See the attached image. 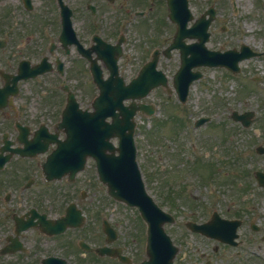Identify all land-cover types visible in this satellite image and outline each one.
<instances>
[{"label":"flooded vegetation","instance_id":"obj_1","mask_svg":"<svg viewBox=\"0 0 264 264\" xmlns=\"http://www.w3.org/2000/svg\"><path fill=\"white\" fill-rule=\"evenodd\" d=\"M156 1L159 3L157 9L154 8ZM44 2L48 4L45 7L48 13H53L56 16L55 29L60 32V6L58 1L44 0ZM44 2H41V0H32V4H37L38 6L39 3L44 5ZM64 2L72 10L73 26L78 33V39L85 49L93 50L92 56L94 57L97 56L98 48L102 44L100 41L101 39L112 45H115L119 40L124 41L125 45H128L129 41L133 42L134 40H140V42L146 45L145 55H149V49L153 46L154 42H162V40H164V34H167L164 19L165 9L162 6L161 0H64ZM15 3L17 6L21 7L22 11L25 10L23 0H15ZM154 17L159 18L162 28L157 31L156 35L151 31ZM155 36L158 38L157 40H155ZM55 41L56 46L53 50L54 54L50 55V61L54 62L57 58H63L65 76L64 78L60 77L61 83L63 80H66V82L73 87L74 84L71 81L75 76L89 71V62L81 56L76 44L72 45L69 48V52L66 53L65 48L60 43L57 44V37ZM143 44L138 48V55L145 50ZM30 54L36 58L37 62L40 61L44 55L50 54V44H47L45 34H41L40 42H35V45L30 49ZM66 63L70 65L66 67ZM79 90L78 87V91ZM44 93L47 94L46 92ZM19 112L20 116L23 118L21 122L32 128L35 127L33 129L38 128L41 124L45 123L49 126L51 123L49 119H46L47 114H43L44 111H41L40 114H33L26 112L24 107H20ZM27 117L30 119H27ZM9 124V127L12 128L16 125V120L13 121L0 116V138L6 134L4 133L6 132L4 128ZM12 135L13 138H11V140H16L18 132L15 128ZM1 146L2 143L0 148ZM4 155L8 156L9 153H4ZM48 155H50V152L46 154H37L36 157H26L17 153L4 164L3 169H0V194H3L7 198V200L4 197L0 199V230L2 233H11L14 227L13 216L23 215L31 208H36L41 213L45 212L49 214L53 212L57 213L58 210H60L61 203L65 200H52V198H49L50 196L48 192H46V189L50 183L44 180L41 172V164ZM236 179L240 181L239 187L243 188L245 193L243 194L242 203L235 208L238 214L243 215L241 218L235 219L241 220L242 226L247 223L252 229L254 228L252 226L254 224L253 217L251 218L250 215H253L251 213L255 211L257 207L260 205L262 207V203H264V190L260 188L257 189L256 187L251 188L249 184L250 176L249 174L246 175L243 169H238ZM26 192L29 193L25 194L22 198V195ZM233 195L239 196V190H234ZM40 197L45 199H41ZM221 211L224 210L222 209ZM259 231L258 227L256 230H253L252 233L257 234ZM261 232L264 234V228L261 229ZM39 237L40 234L35 231L25 234L26 239L35 240L39 246V249L35 250L36 253L30 250L27 256V260H30L31 264H42L44 259L66 252L69 248V245L64 242ZM120 237L123 244L118 240L113 243V246L122 248V252L125 255L131 257L134 262L139 263L143 257L140 258L138 243L135 245L130 244L127 234ZM105 242L106 236L100 234L99 245H104ZM212 242L216 243V252H218V247H222L224 250L228 249V246L225 244L219 246L216 241L213 240ZM122 245L127 247V250H125ZM80 255L83 264H96L99 260H106L114 264H122L118 259H111L106 255L100 257L95 253H85L82 251H80ZM23 260L24 259L19 263L13 260L5 261L3 264H22ZM80 262L81 260L76 264H82ZM52 264H57L56 260L53 259ZM174 264L184 263L182 262V258L177 256Z\"/></svg>","mask_w":264,"mask_h":264},{"label":"rangeland","instance_id":"obj_2","mask_svg":"<svg viewBox=\"0 0 264 264\" xmlns=\"http://www.w3.org/2000/svg\"><path fill=\"white\" fill-rule=\"evenodd\" d=\"M236 2V8L237 10L234 12L233 3L232 0H191V8L193 10V13L195 17H199L203 13V9L205 7H208L210 5H214L217 8V18L213 22V25L211 27L212 37L210 41V46L217 48H224L237 46L240 43L246 42L253 47H256L258 49L264 50V0H235ZM11 5H7L4 7H0L1 13H7ZM6 9V12L3 10ZM50 14V13H49ZM3 14H0V36L4 37V32H1V27L8 28L9 24H11L10 17L5 16L2 17ZM52 14L49 16H44L47 18H50ZM22 23H31L32 20H37L41 18L40 16H28L25 14L21 15ZM17 19V17H16ZM227 27L225 31H221L222 27ZM251 27L252 31L247 32L248 28ZM20 27H12L15 31H10V34L17 33L22 34V32L19 31ZM173 31V28L171 29L170 33ZM28 32H25V35H27ZM30 35V34H29ZM28 36V35H27ZM26 36L22 37V40L19 38H13L12 42L9 46V48L6 51H3L0 53V66L1 65H8L7 69H14L16 65V59L15 57L18 54H24L26 56L30 55V53L27 51L29 50H20L18 48L19 43H24L26 39H24ZM38 40V38L36 39ZM35 40V41H36ZM34 41V42H35ZM28 44V43H27ZM11 61H13L11 63ZM14 63V64H13ZM250 69L252 67H255L258 69L259 72H264V62H251ZM170 68H173V65H169ZM264 76V75H263ZM225 77L221 73H212V78L210 77V72H206V79L201 81L200 83H197L192 90L190 101L186 108V115L187 118L190 120V122H193L198 116L200 115H208L211 114L219 109L216 107L220 104H222V98H228L230 102L234 98H237L238 96L244 94V90L242 88H239V85L236 83L234 84V81L232 79H228L226 81V84L224 86H218L219 82L224 83ZM229 82L231 86L229 87ZM234 84V87L232 89V86ZM34 83H28L26 84L25 88V94L21 96L19 99V103H26L27 100L33 104L36 105L39 98L36 95L30 94V89L32 86H34ZM232 89V90H231ZM86 94L93 95V90H86ZM165 93L163 91H157L154 93V95L150 96V99L148 101H157L159 102L160 109H161V115L160 119H169L167 116L172 113V108L167 107L166 112L163 107L165 102ZM28 103V102H27ZM170 106H173L177 112L176 105L169 104ZM163 108V109H162ZM221 114V111H220ZM215 118V117H214ZM219 120H223L224 116L219 115ZM215 122V120H214ZM142 124L141 130L144 127V131L138 134L137 136V146L139 149V155H138V161L140 163V166L142 167L145 180L147 182V177L151 174L153 176L154 184L156 181H159V185L155 187V193L162 196L161 190L159 188L160 181L162 179H170L173 178L175 180L179 179V170L182 168L181 165H177L174 163L175 161L178 162L179 158L177 156H174L176 154H180L181 158H184V155H181L182 153V145L183 142L180 138V140H174V128L173 125H167L165 128H157L153 130V128H149V123H145L143 121L140 122ZM213 127V124L210 125L208 128L203 129L201 132L198 133V136L201 138H205L208 140L216 141L215 135L211 132V128ZM147 133L149 137L147 136ZM160 158H159V157ZM162 158V160H160ZM178 158V159H175ZM172 168H169V167ZM155 177V179H154ZM227 189V186L224 189H221L222 192H225ZM169 190L166 189L167 195L169 194ZM220 199H226L229 200V197H222L221 194H217ZM99 197L103 198V192H100ZM107 197V196H106ZM90 195L87 200V203H90ZM107 199V198H106ZM161 200V199H160ZM212 200V198H208V202ZM162 203V206L165 210L174 212L180 211L182 213H191L190 209L185 206L184 204L178 205L176 209L172 208L170 205H167L164 203V200L160 201ZM202 203H206L205 201H202ZM204 207H209V203L205 204ZM99 209V208H97ZM128 213L131 212H126ZM121 215V214H117ZM116 215V216H117ZM129 216V215H128ZM115 217V215H114ZM131 219V218H130ZM132 220V219H131ZM180 221L179 225H175L172 229L175 230L176 234L177 231L186 232V229L184 228V225L182 223V217L178 219ZM129 219L127 217H124V220L121 219V227L124 228L122 225H128ZM133 221V220H132ZM98 224H95L93 219L89 220L87 223V226L84 231H89L92 228H95ZM180 233V234H181ZM179 235V234H176ZM187 242L192 243L193 241L197 242V240L193 238L186 239ZM185 247L187 250H190L191 246H189L187 243H185ZM194 261V259L192 260ZM223 261L227 262L226 259H223ZM218 263L220 264V261L218 260Z\"/></svg>","mask_w":264,"mask_h":264},{"label":"water","instance_id":"obj_3","mask_svg":"<svg viewBox=\"0 0 264 264\" xmlns=\"http://www.w3.org/2000/svg\"><path fill=\"white\" fill-rule=\"evenodd\" d=\"M114 176H116L115 172L112 171V168L109 169L108 172V181L111 183V181L113 180Z\"/></svg>","mask_w":264,"mask_h":264}]
</instances>
